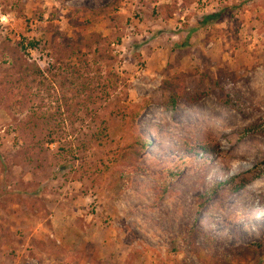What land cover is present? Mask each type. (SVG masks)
<instances>
[{"label": "rangeland", "instance_id": "374dc122", "mask_svg": "<svg viewBox=\"0 0 264 264\" xmlns=\"http://www.w3.org/2000/svg\"><path fill=\"white\" fill-rule=\"evenodd\" d=\"M0 264H264V0H0Z\"/></svg>", "mask_w": 264, "mask_h": 264}, {"label": "trees", "instance_id": "16d2710c", "mask_svg": "<svg viewBox=\"0 0 264 264\" xmlns=\"http://www.w3.org/2000/svg\"><path fill=\"white\" fill-rule=\"evenodd\" d=\"M223 14L221 12L218 13H213L210 15L205 16V18L203 19L202 24L204 23H209L212 22L214 20H219L221 18ZM101 38V35L98 33H93L91 35L90 39H85L83 37L79 38L78 43H73V42H58L55 40V43L53 44L54 47V55L56 57L55 62L52 64V69L58 67L59 65H63L62 63L64 62V60L66 59H71V58H75L77 59V61L80 63V65H82L83 67H89L91 65V61L92 59L90 58V54L92 53V51L96 50L97 52L100 51L99 46H97L95 49L92 50V48L94 47V45H96L98 43V39ZM6 46V50H8L11 53L12 58V67L13 70L18 73L21 74L23 76L28 75L33 69L34 67L30 64H27L24 61L23 58V54L21 53V48H24V45L21 43L18 46L15 47H11L10 45H5ZM90 51V52H87ZM68 66H66L67 68ZM74 68H76V66H74ZM76 73H81V70H75ZM58 75H63L62 72H60ZM189 75L186 73H179L177 75H175L171 80L166 82V87L168 89L169 92V98H168V104H167V109L169 110H174L176 109V107L178 106L179 103H181L183 101V99H185V97L187 96L188 92H189V88L187 85V77ZM68 80V79H67ZM74 99H77V95L80 94L79 89H76L74 91ZM229 103L231 101H228ZM78 103H81L80 101H78ZM113 101H110L107 103V106L112 105ZM116 106L117 109H121V113H123L125 116H127L126 113L123 112L121 105L117 104ZM131 120L133 123H135L139 117L141 116V107L138 110H134V112L131 114ZM105 123V122H104ZM149 141L148 140H144L142 144H137L138 150L135 151L137 157L139 155V153H141V151L146 150V148L149 146ZM133 144H131L130 147L133 151ZM201 150L203 152L206 153H213L216 152V148L215 146H213L212 144L202 141V142H198V143H192L190 145H188V151H197V150ZM236 181L235 177H232L231 180H227L226 181V185H231V193L234 194L237 191H239L242 187L245 186L246 183H243L241 185H236L234 184ZM223 183H217V186L212 188V194H217L219 192V189L221 186H223ZM167 188L162 192L163 194L167 193ZM163 195H161L162 197ZM202 198H205L206 195H201ZM192 232V230H191ZM194 233V231H193ZM218 240L217 237H214L210 234H205L204 236V245L207 248H213L216 249V241ZM248 247H259L262 248L263 246L260 245H256L253 246L252 244H250Z\"/></svg>", "mask_w": 264, "mask_h": 264}]
</instances>
